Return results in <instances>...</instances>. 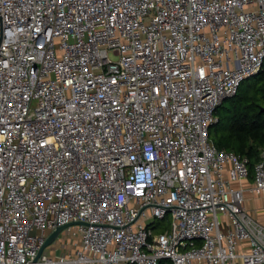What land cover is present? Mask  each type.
I'll use <instances>...</instances> for the list:
<instances>
[{
    "label": "built area",
    "instance_id": "built-area-1",
    "mask_svg": "<svg viewBox=\"0 0 264 264\" xmlns=\"http://www.w3.org/2000/svg\"><path fill=\"white\" fill-rule=\"evenodd\" d=\"M263 65L264 0H0V264H264V149L210 136Z\"/></svg>",
    "mask_w": 264,
    "mask_h": 264
},
{
    "label": "trees",
    "instance_id": "trees-1",
    "mask_svg": "<svg viewBox=\"0 0 264 264\" xmlns=\"http://www.w3.org/2000/svg\"><path fill=\"white\" fill-rule=\"evenodd\" d=\"M255 76L263 78L260 89H256L258 90L256 97L242 96L241 84L237 94L225 99L217 108L218 121L211 126L226 130L217 142L219 148H225L249 158L250 178L264 149V65ZM226 100H230L231 104L225 108V114L221 115L220 107Z\"/></svg>",
    "mask_w": 264,
    "mask_h": 264
},
{
    "label": "rangeland",
    "instance_id": "rangeland-1",
    "mask_svg": "<svg viewBox=\"0 0 264 264\" xmlns=\"http://www.w3.org/2000/svg\"><path fill=\"white\" fill-rule=\"evenodd\" d=\"M262 82H263V78L257 76L246 79L241 86V90H240L241 95L242 96L247 95L255 98L258 93V90L256 89H260ZM230 104H231L230 100H226L224 102L223 106L220 107L221 115L225 114L224 113L225 108L230 106ZM225 133H226L225 129L218 128L217 126L211 127L210 130V136L212 140L216 142V144L221 139V136H223ZM253 177H254V171L252 173V177L250 178L251 181L253 180ZM260 201L261 199H259L258 197L256 203L259 205ZM171 225H172V216L170 214H168L165 218H158L156 219L155 222L152 223L155 233H159L167 229H170ZM61 241H64V243L68 241V243L72 244L73 238L71 237L70 234L65 233L62 237H60V239L58 240L56 239L50 246L47 247L46 253H50V255H55L56 251H58L60 254L64 253L63 249H61L60 247ZM56 248H58V250H56Z\"/></svg>",
    "mask_w": 264,
    "mask_h": 264
},
{
    "label": "crops",
    "instance_id": "crops-1",
    "mask_svg": "<svg viewBox=\"0 0 264 264\" xmlns=\"http://www.w3.org/2000/svg\"><path fill=\"white\" fill-rule=\"evenodd\" d=\"M247 182L249 183V182H251V180L248 179ZM258 197H259V199H261L259 205L256 203V200L258 199ZM246 204H247L248 209H250L252 211L254 216L257 219H259L261 222L264 223V195L263 196H256L254 194L247 193ZM57 253H59V252L57 251Z\"/></svg>",
    "mask_w": 264,
    "mask_h": 264
},
{
    "label": "water",
    "instance_id": "water-1",
    "mask_svg": "<svg viewBox=\"0 0 264 264\" xmlns=\"http://www.w3.org/2000/svg\"><path fill=\"white\" fill-rule=\"evenodd\" d=\"M253 77V76H252ZM250 78V77H249ZM72 223L70 224H67V225H63V226H60L58 227L54 232H52L46 239L45 243L43 244L42 248L40 249L39 251V254L38 256H40L43 251L48 247L50 246L58 237V235L61 233V231L63 229H65L66 227H68L69 225H71Z\"/></svg>",
    "mask_w": 264,
    "mask_h": 264
}]
</instances>
